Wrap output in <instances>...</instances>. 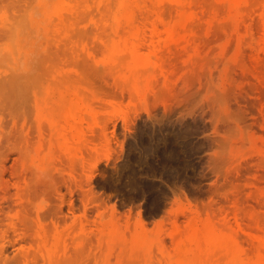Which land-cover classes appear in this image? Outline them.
I'll return each mask as SVG.
<instances>
[{
	"label": "rangeland",
	"instance_id": "1",
	"mask_svg": "<svg viewBox=\"0 0 264 264\" xmlns=\"http://www.w3.org/2000/svg\"><path fill=\"white\" fill-rule=\"evenodd\" d=\"M0 45V264H264V0H0Z\"/></svg>",
	"mask_w": 264,
	"mask_h": 264
},
{
	"label": "clouds",
	"instance_id": "2",
	"mask_svg": "<svg viewBox=\"0 0 264 264\" xmlns=\"http://www.w3.org/2000/svg\"><path fill=\"white\" fill-rule=\"evenodd\" d=\"M33 19L39 20L40 18V13L38 11H31L29 14ZM26 35L23 32V30L20 31V33L18 34V36H16L13 40V44H15L17 41L21 44H24L26 42ZM3 52V46L0 45V53ZM18 66L20 69L24 70V71H28L30 70V66L26 65L25 60L23 57L20 58V60L18 61Z\"/></svg>",
	"mask_w": 264,
	"mask_h": 264
},
{
	"label": "bare ground",
	"instance_id": "3",
	"mask_svg": "<svg viewBox=\"0 0 264 264\" xmlns=\"http://www.w3.org/2000/svg\"><path fill=\"white\" fill-rule=\"evenodd\" d=\"M3 21H4V20H3ZM153 30H154V29H153ZM153 33H154V32H153ZM13 75H14V74H13ZM16 76H17V75H16ZM21 76H22V75H21ZM13 78H15V77H13ZM21 78H22V77H21ZM15 81H17V80H15ZM20 82H21V81H20ZM15 85L18 86V87L20 86V85H18V82H16ZM12 87H13V86H12ZM12 87H11V88H12ZM18 87H17V88H18ZM18 89H19V88H18ZM9 90H10V89H9ZM16 90H17V89H16ZM10 91H12V90H10ZM10 91H9V92H10ZM14 91H15V90H14ZM18 91H19V90H18ZM21 91H22V90H21ZM15 93H16V92H15ZM22 93H23V92H22ZM17 94H18V93H17ZM25 94H26V93H25ZM22 96H23V95H22ZM19 97H20V96H19ZM17 98H18V97H17ZM23 101H24V100H23ZM183 133H184V132H183ZM105 138L108 139L109 137H107V135H106ZM107 139H106V142L109 140V139H108V140H107ZM155 139H156V138H155ZM109 142H110V144H111V140H110ZM107 145H108V143H107ZM108 146H110V145H108ZM109 149H110V147H109ZM186 151H187V150H186ZM196 151H197V150H196ZM190 152H191V151H190ZM174 153H175V152H174ZM162 154H163V153H162ZM185 155H186V154H185ZM165 158H166V157H165ZM165 158H164V159H165ZM167 158H168V157H167ZM146 159H147V158H146ZM171 160H172V159H171ZM180 163H181V162H180ZM170 170H171V169H170ZM143 174H144V173H143ZM178 174H179V173H178ZM150 175H151V174H150ZM172 175H173V174H172ZM138 177H139V176H138ZM140 181H141V180H140ZM166 182H167V181H166ZM139 183H140V182H139ZM167 183H168V182H167ZM145 184H146V183H145ZM170 184H171V183H170ZM170 184H169V185H170ZM151 190H152V189H151ZM10 227H11L12 229L15 230L14 232H16L17 229H16V224H15V222L12 221ZM2 233H3V232H2ZM6 239H7V237H5L4 234H3V236H2L3 247H4V245L6 244V242H5ZM42 241H44V240H42ZM44 242H45V241H44ZM44 244H45V243H44ZM45 245H46V244H45ZM45 245H44L43 247H45ZM47 247H48V246H47ZM2 252H3V250H2ZM47 254L50 255V253H47ZM23 257H24V256H23ZM21 259H23V258H21ZM21 259H20V260L18 259V260L21 261ZM48 259H49V258L44 259V260L46 261V263L44 262V264H53V263H52L53 261H49ZM50 259H51V258H50ZM26 260H27V259H26ZM16 261H17V260H16ZM72 261H73V260H72ZM26 262H27V261H25V259H24V264H27ZM47 262H48V263H47ZM50 262H51V263H50ZM68 262H69V260L67 261V263H66V261L63 262V264H65V263H66V264H69ZM70 262H71V260H70ZM263 262H264V261H263ZM263 262H261V263H263ZM16 263H18V261H17ZM73 263H76V261L73 262ZM54 264H57V263L54 262ZM61 264H62V263H61ZM71 264H72V262H71ZM76 264H77V263H76Z\"/></svg>",
	"mask_w": 264,
	"mask_h": 264
}]
</instances>
